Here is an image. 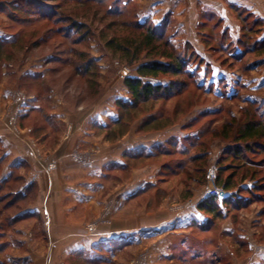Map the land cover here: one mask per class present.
Returning a JSON list of instances; mask_svg holds the SVG:
<instances>
[{
    "label": "rangeland",
    "instance_id": "1",
    "mask_svg": "<svg viewBox=\"0 0 264 264\" xmlns=\"http://www.w3.org/2000/svg\"><path fill=\"white\" fill-rule=\"evenodd\" d=\"M28 1L35 3L29 4ZM102 2V6L71 2L66 9L61 0H0V39L6 41L0 55V89L5 88L11 93L10 99L4 103V110L14 113L28 98L38 101V107L14 124L19 129H27L26 134L30 136L28 146L42 166L45 180L51 181L54 175L67 179L75 164L102 154H117L124 148L121 157H124L126 165L119 167L113 164L117 169L109 171L107 177H101L103 189L98 197L105 200L104 204H76L66 215L71 223L67 224L80 226L87 232L108 226L136 227L126 231L128 234L123 246L119 250L116 248V264H148L160 244L161 249H170L171 252L167 260H159L157 264H264V150L247 153L260 163L257 166L262 172L255 180L247 179L241 183L244 188L260 184L262 191L253 196L242 192L245 196L241 197L242 202L246 201L242 205L225 207L220 204V216L196 208L197 203L207 197L208 187L217 185L212 177L215 179L219 157L228 146L227 141L212 139V131L232 120L234 124L242 122L247 109L252 112L258 108L256 117L262 113L264 119V54L257 47V42H264V18L229 5L232 21L237 26V30L231 32L224 28L220 14L209 10L206 3L198 0L192 42L185 39L184 32H175L183 25L182 20L186 23L190 19L189 16L184 17L189 10V2L174 0L170 14L164 0L151 2L149 10L148 0H117L118 8L128 11L125 17L130 18L129 15L133 14L141 22L159 26L181 52L186 55L195 53L189 68L194 70L197 62L202 60L195 74L203 86L202 90L190 86L176 96L149 99L135 107L121 108L117 100L129 99L123 80L136 74L137 63L119 60L106 46L104 32L111 33L104 31L100 23L105 26V22L110 20L111 17H104V10L112 0ZM160 3L161 7L152 9L153 5ZM16 6L19 10L13 9ZM52 13L57 16L59 13L63 16L73 13L78 21H87L86 27L91 29L87 39L77 44L74 42L81 31L69 38L57 33L58 27L71 25V21L53 23L52 16L49 17ZM147 14L159 20L154 23L152 19H143L148 17ZM91 17L93 21H90ZM115 20L114 29H118L121 19ZM259 27L262 32L255 35L253 31ZM240 37L247 45L239 44ZM250 44H255V48H248ZM75 51L95 59L98 65L96 75L86 76L76 70L72 59L79 56ZM235 54L239 55L238 59L232 57ZM205 73L212 75L204 79ZM148 79L167 81L165 78ZM250 100L256 104L251 105ZM54 103H60L68 110L77 127L81 124L77 117L85 109L103 110L89 125H82L80 131L72 134L74 128L70 120L63 121L50 114ZM200 127L206 131L199 139V146L192 147V143L198 141L195 135ZM154 132L159 133V146L153 147L157 143L154 142L146 150L155 149L156 153L135 155L131 153L132 148L128 153L126 147L131 143L126 141ZM203 148L207 149L204 178L196 168L199 162L190 161V157ZM61 150L65 153L60 156ZM229 163L238 164L230 158L223 162ZM148 173H155V185L111 211L112 200L109 197L114 189L120 190ZM78 179L82 178L79 176ZM148 185L150 183L145 187ZM36 190L33 188L26 197L17 201L13 193L5 192L4 187L0 190V264H35L28 255L30 250L39 254L35 257L37 263L40 259L45 260L40 256V249L43 248L44 254L51 247L46 231L42 230L37 218L17 217L20 210L34 200ZM234 190H225L226 196ZM194 201L198 216L186 207ZM182 213L186 215L182 216ZM172 215L177 216L168 223L167 218ZM117 220L130 224L118 222L114 225ZM160 220L159 224H149ZM15 227L32 230H28L26 237L23 233L14 232ZM24 237L26 239H22ZM159 237L163 240H158ZM106 243L104 245L113 250L112 243ZM155 255H159L158 250ZM53 258L55 264H95L89 258L63 256L60 250L54 251ZM99 264L110 263L102 261Z\"/></svg>",
    "mask_w": 264,
    "mask_h": 264
},
{
    "label": "crops",
    "instance_id": "2",
    "mask_svg": "<svg viewBox=\"0 0 264 264\" xmlns=\"http://www.w3.org/2000/svg\"><path fill=\"white\" fill-rule=\"evenodd\" d=\"M156 1L159 0H148L147 9H151L149 8L150 3ZM164 1H167V12L171 14L172 2L174 0ZM185 1L189 2L190 7L187 11L188 14L186 13L184 17L187 18L189 16L190 22L188 21L184 23L182 20L183 25H180L179 28L175 30V32H184L183 35L186 37L185 39L188 41L191 40L193 42L194 37L192 36L195 32V16L198 8L196 1L198 0ZM200 1L206 3L209 7V10H214L220 14L222 16L224 28L226 27V30L231 32L235 31V29L237 30V26L235 21H232L233 18L231 12L228 9L229 5H232L235 8L237 7L241 10H248L250 13L252 12L257 16L264 18V0ZM159 7H161V3L160 5H153L152 9H158ZM146 16L148 17L143 19H152L154 23L159 20V18L155 20V17H152L149 14ZM172 17L175 18V15H172ZM162 18L164 17H161V19ZM211 75L209 73H205L204 79H209ZM10 94L11 93L9 90L5 88L0 89V190H3L4 187L6 193H13L15 197L21 200L23 197H26L33 188L37 189L34 200L29 202L26 207L21 209L17 217L37 218L38 222L42 225V230L44 228L46 231L45 235L47 236L51 247L48 246L50 249L48 248L44 254L43 248L40 249V256H43L45 260L42 261V259H40L39 263H37L35 258L39 254L35 250H30L28 255H30L31 260H34L35 264H55L53 258L54 251L60 250L61 254L66 257H83L85 260L89 258V261H93L95 264L102 263V261L105 263L108 262L110 264H116L117 261L115 258L118 254L117 251L123 246V243L126 240V235L128 234L126 231L132 230L136 227L124 225L122 228H109L108 226L107 228H94L92 232H87L84 229L79 228L80 226H69L71 223L67 220L66 215L69 214L70 210H72V208H74L78 203L81 205L88 203L95 205H100L102 203L104 204L103 201L105 200L98 197L99 192L103 189L101 177H107L109 175V171L113 170L114 168L117 169V167H114L113 164H116L119 167L126 165V162L123 159L124 157H121V152L124 148L118 150L117 154H102V156H94L88 160H85L84 162L75 164L73 167L74 170L68 174V180L58 175H54L51 181L47 179L45 180L44 176L46 175L44 172H41L43 171V168L34 158L33 152L28 146V139L30 136L29 134H26L27 129H19L14 124L15 121L17 123L19 118L23 117L32 109L38 107L39 103L35 100V98H28L21 104L19 111L17 110L14 111V113H6L4 110V103L6 100L10 99ZM54 104L53 108L50 110V114H54L57 118L62 119L63 121L70 120V123L74 128L72 134H75L78 130L80 131L82 125H89V123L94 121V118H98V112L103 110L101 109L99 111H94L92 108L85 109L77 117L78 121L81 122V124L77 127V124H75V118L70 115L68 110H66L65 107L60 103ZM159 138L160 136L157 132H154L150 135H142L140 137H136L135 139L126 141L129 144L131 143V146L126 148L127 150H130L129 148H148V146L154 142L159 141ZM64 153L65 150H61L59 155L61 156V154ZM154 175L155 173H148L133 181L131 184L123 186L120 188V190H117L116 187L114 189L115 192H112L109 197V199L112 200L111 211L121 207L123 202L130 199V197L132 198L138 193L141 194L146 188L154 186ZM79 176L82 179H78ZM146 183H150V185L145 187ZM15 184H17L16 187H14ZM195 202L196 201L186 207L188 211L190 210V212L193 213V215L198 216L197 212L195 211L196 209L193 206ZM181 215H186V213H182ZM175 216L172 215L170 218H167V222H172ZM182 216L180 218L184 219L185 217ZM118 222H120L121 225L130 224L128 221L117 220L114 225L118 224ZM160 222H162V220L149 224L154 225L159 224ZM28 230L30 231L32 229H22L21 227L14 228V232H18L20 235L23 233V235L26 237L29 232ZM26 237L22 239H26ZM158 240L162 241L163 238L159 237ZM104 242L109 244L112 243L113 250L111 247L104 245ZM160 242L158 243L160 244ZM160 245L158 247L156 246L157 249L155 250L159 251V255L156 256L154 251L149 258L148 264H157L159 260L162 262L163 260H167L170 257H168V254L171 252L170 249H161L162 245ZM116 248L118 250H116ZM49 250H52V252L49 253ZM172 252L175 254L173 250ZM97 257L104 260H100ZM178 259L179 258L176 257V260Z\"/></svg>",
    "mask_w": 264,
    "mask_h": 264
},
{
    "label": "trees",
    "instance_id": "3",
    "mask_svg": "<svg viewBox=\"0 0 264 264\" xmlns=\"http://www.w3.org/2000/svg\"><path fill=\"white\" fill-rule=\"evenodd\" d=\"M61 1H63L62 4H64L62 6L67 9L66 5L71 2L79 4L93 3L102 6L101 3H103L102 1L104 0ZM116 1L117 0H112V4L110 6H106L104 10V17L107 19L111 17L110 20L107 21V23L105 22V26L104 23H100V25L103 24L104 31L108 30L111 33L108 35L104 32L103 36L106 38L105 44L112 55L119 60L129 64L134 62L137 63L135 66L136 74L133 76H127L123 80L129 99L117 100L118 107H135L139 103L148 101L149 99L176 96L190 86H194L195 88L202 90L203 86L198 81L197 74H195V71L202 64V60H199L197 62L198 66H196L194 70H191L189 66L191 60L195 57V53L190 52L186 55L183 51L181 52L179 48L175 47L174 44L171 43L170 37L159 29V26L148 24L146 21L141 22L139 18L133 14H131V16L129 15L130 18L125 17L127 16L128 11L118 8ZM28 2L29 4L35 3L33 1ZM39 8L42 7L39 6ZM13 9L19 10V7L16 6ZM41 13L43 15V12ZM72 14L73 13L65 14L63 16L59 13L57 16L52 13L49 17L52 16L51 19L53 23L64 20L71 21V25L65 26L64 28L58 27L56 31L59 34H63V36L67 38L71 36L74 37L73 35H78L81 31L74 42L80 44L87 39L88 33L91 32V29L86 27V25H88L87 21H78L77 16ZM49 17L47 18L49 19ZM112 17H114V19ZM115 18L121 19L120 28L118 29H114L116 21ZM91 20L92 17L90 21ZM259 29L262 28H255L253 33L255 35H259L262 32ZM238 42L239 44H246L242 37L238 39ZM5 43L6 41L0 39V55L2 54ZM260 43L257 42V44H259L257 47L261 48V53L264 54V42ZM255 44H250V47L248 48L254 49L256 46ZM185 47L189 49L188 46ZM75 52L79 58H73V63H71L74 64L76 70L82 75H96L98 72V65L95 59L91 56L85 55L84 52ZM239 55H241V53ZM239 55L235 54L232 57L238 59L237 56ZM141 58L144 60L141 61ZM259 61L262 62L263 59ZM257 63L260 64V62ZM148 78H165L167 81H153ZM249 103L251 105L256 104L253 100H250ZM257 109L258 108H254V111L252 112L250 109H247L244 120L238 124H234V121L232 120L229 124H220L212 131V139L220 138L228 142V146L224 149L222 156H220L218 160V173L215 177V183L225 190H236L221 199L215 195L207 196L205 199L200 200L197 203L196 208L199 211L220 216V204L225 207L242 205L246 203V201L242 202V198L245 197L242 195V192H249L253 196L257 195L259 191H262V186L257 183H254L251 188H244L241 186L243 181L247 179L255 180L258 174L262 172L260 167L257 166L260 163L254 161L253 158H250L247 154L264 150V143L262 142L264 140V119L262 113L256 117L257 111H259ZM205 131L206 130L203 127L197 129L195 137L198 138V141L196 144L192 143V147L193 145L199 146V139H201L202 134ZM158 146V142L153 145V147ZM195 147L196 146H194V148ZM127 151L129 153V150ZM156 151L154 149L147 152L146 148L140 147L132 149L131 153L139 155L142 152L146 153V155H151L152 153H156ZM193 155L190 157V161L199 162V166L196 168L198 171H201L202 178H204L207 149L203 148V150H199L197 152V155ZM229 158L233 162H238V164H223V162ZM189 171H192L191 168ZM195 172L194 168V173ZM202 181L203 180H199V182ZM15 199L18 200L19 198L15 197L14 200Z\"/></svg>",
    "mask_w": 264,
    "mask_h": 264
},
{
    "label": "built area",
    "instance_id": "4",
    "mask_svg": "<svg viewBox=\"0 0 264 264\" xmlns=\"http://www.w3.org/2000/svg\"><path fill=\"white\" fill-rule=\"evenodd\" d=\"M212 179L214 182V180H215L214 177H212ZM210 195H215L219 198H223L226 196V191L222 187H219V186L214 184L212 186H209L208 190L206 191V196H210Z\"/></svg>",
    "mask_w": 264,
    "mask_h": 264
}]
</instances>
